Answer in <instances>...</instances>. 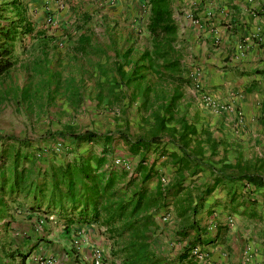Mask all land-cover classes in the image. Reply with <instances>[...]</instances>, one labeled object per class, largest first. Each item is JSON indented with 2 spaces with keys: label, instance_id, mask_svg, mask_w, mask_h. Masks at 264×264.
Masks as SVG:
<instances>
[{
  "label": "crops",
  "instance_id": "0c3cea01",
  "mask_svg": "<svg viewBox=\"0 0 264 264\" xmlns=\"http://www.w3.org/2000/svg\"><path fill=\"white\" fill-rule=\"evenodd\" d=\"M47 1L56 4L54 0ZM138 1L141 10L129 12L134 17L142 15L138 20L143 21L146 30L148 6ZM184 1L170 0L169 6L177 34L176 47L190 50L188 55H181L183 59L176 57L182 69L179 75L188 77V85L170 84L165 91V106L172 96L176 98L170 102L162 130L155 128L152 120L147 135L136 131L137 135L131 136L146 141L150 136L158 138L140 148L139 155L129 154L119 139L113 141L135 162L126 171L127 176H135L143 154L142 164L152 173L147 183L149 193L158 184L164 193V206L150 210L154 226L149 228V241L154 256L165 259V264H264V188L245 179H226L228 175L263 174L259 165L249 166V161L264 160V0H201L195 4ZM40 2H33L30 11ZM176 2L185 4L177 9L178 19L171 9ZM188 15L194 22L186 18ZM194 68L196 78L189 72ZM196 85L226 107L219 113L204 107ZM239 85L243 93L238 97L234 90ZM235 109L241 112L240 117L234 114ZM183 140L188 142L185 148H181ZM220 175L223 179L197 213L180 216L179 210L193 207L199 191ZM165 215L168 217L163 221ZM18 218L5 214L0 217V264H41L38 258L45 262L52 259V264H111L108 243L102 242L103 247L97 245L101 235L98 240L95 238L99 230L95 234L94 226L78 231L89 245L84 243L79 250H68L63 242L53 239L50 222L33 227V222L20 223ZM184 221L196 222L200 231H190L182 238L179 231ZM197 233L201 241L197 247L205 257L179 259L187 240ZM156 236L165 239V246L172 250H163L164 246L154 250L151 239Z\"/></svg>",
  "mask_w": 264,
  "mask_h": 264
},
{
  "label": "trees",
  "instance_id": "16d2710c",
  "mask_svg": "<svg viewBox=\"0 0 264 264\" xmlns=\"http://www.w3.org/2000/svg\"><path fill=\"white\" fill-rule=\"evenodd\" d=\"M142 1L148 6L145 26L150 47L142 51L136 60L125 62L128 65L127 71L117 62L105 68L97 66L104 80L96 84L94 101L97 104L102 102L104 96L99 89L106 85L109 97L116 104L124 99L127 103H133L137 98H141L144 107L150 101L157 102L158 106L151 113V118L155 122V128L162 130L165 114L169 112L176 95L172 96L165 106V91L158 93L153 87L156 84L188 85L190 80L179 75L182 69L173 54L175 26L171 18L170 0ZM7 12L9 16L4 15ZM28 13L29 10L22 0H9L0 4V77L7 75L15 65L13 44L19 43L26 36L42 35L41 32H34ZM88 18L86 14L82 15L83 22H87ZM78 29H82L81 26H78ZM88 31L90 29L84 30L74 40L73 53L83 56L98 53L105 56V51L99 53L95 49V35ZM48 39L49 37L41 36L39 40V50L44 60L35 63V71L39 70L40 66L47 65L45 47ZM130 51L128 48L125 53ZM42 72L39 71L38 74L42 75ZM82 74L91 78L85 71H82ZM82 82V79L77 81L70 77L62 86L57 76L50 73L40 80L39 89L47 90L48 105L59 94L65 101L68 99L74 107L79 104L80 96L77 90ZM128 90L131 92L127 93ZM150 93L154 98L149 97ZM23 95L28 97L27 90ZM115 103L110 101L109 105ZM60 131L55 133L59 137L57 141L62 143L64 150L73 151L72 157L68 161L58 163L46 162L42 170L36 169L37 156L41 154L42 146L37 147L23 138L0 136V217L4 214L11 216L13 211L27 215H54L61 221L62 233L66 235L72 232L76 235L81 228L94 226L108 243L111 264L115 263L114 260L119 264H165V259L150 252L149 244V228L154 226L150 210L156 211L164 206V193L160 184L149 193L147 183L152 173L142 164L143 154L134 170V177L127 176L126 171L116 168L107 159L112 151L111 143L116 138L127 146L131 155H139L140 148L158 138L150 136L149 141L142 138L132 139L129 134L120 131L102 135L90 130L72 132L69 126ZM67 136L71 141L69 145L62 142L63 137ZM95 143L101 144L99 152L93 151ZM83 145L90 146L85 151L79 150ZM187 145L188 142L183 140L181 148ZM32 176L38 177V180ZM221 179L223 176H215L211 185H206L199 191L194 206L181 208L179 215L183 216L187 212L195 215L201 208V203ZM226 179H245L257 188H264V179L256 174L228 175ZM181 225L179 233L182 238H186L190 231H200L194 221L188 224L184 221ZM200 245V235L197 233L187 240L179 259L191 257L190 250Z\"/></svg>",
  "mask_w": 264,
  "mask_h": 264
},
{
  "label": "rangeland",
  "instance_id": "374dc122",
  "mask_svg": "<svg viewBox=\"0 0 264 264\" xmlns=\"http://www.w3.org/2000/svg\"><path fill=\"white\" fill-rule=\"evenodd\" d=\"M8 1L0 0V4ZM35 1L37 0H22V3L29 10L28 14L34 32L38 31L41 32V36L49 37L45 47L48 62L47 65L40 66L39 70H33L35 63L44 60L39 50L41 36H39L40 38L36 34L26 36L19 43L15 42L13 44L15 65L7 75L0 77V136L10 135L19 139L23 138L37 147L42 146L41 149H43L41 154L37 156L38 161L36 162V169L40 168L42 170L45 168L46 162L54 161L58 163L68 161L72 157L73 151L64 150L62 143L57 141L59 137L55 134L63 130L64 127L69 126L72 132L90 130L99 135L118 131L127 133L130 136L137 135L136 131L142 136L147 135V132L151 130V113L158 106L157 102L150 101L144 107L141 98H137L133 103H127V100L124 99L116 104L109 97L106 85L99 89V92L104 96L102 102L97 104L94 101L96 84L104 80L97 66L105 68V66L110 67L113 62H117L123 66V70L127 71L128 65L125 62L136 60L142 51L150 47V40L143 27V21L138 20L142 15L138 14L134 17L129 12V10L132 11L131 14L139 12L142 8L141 3L138 0H121V5L117 4L118 0H97L95 2L94 0H54L56 4L51 5L49 1L41 0L39 6L30 11ZM184 2L180 5L185 6ZM180 5L176 2L171 7L173 16L177 19V9L182 7ZM83 14L89 17L87 22H83ZM4 15L9 16L8 12ZM186 18L190 19V15ZM136 19L138 20L137 23L134 22ZM190 20L194 22L193 18ZM133 25L136 27H133ZM78 26H81L82 29L79 30ZM86 29H90L92 32H88L94 33L96 38L95 49L99 53L105 51V56L98 53L84 56L73 53L74 40ZM174 37L173 54L175 57L183 59L181 55H188L190 50L181 51L177 48V34ZM128 48L131 51L125 53ZM188 65L190 64L186 66ZM195 70L196 68L189 70L191 72L190 76L194 78L198 77ZM39 71H43V74H38ZM82 71L90 74L91 78L83 75ZM50 73L57 76L59 84L62 86L64 81L70 77L75 78L77 81L79 79L83 80L77 90L80 96L78 105L72 107L69 100L66 99L65 101L59 94L49 102V105L47 104V90L39 89V82L42 78H45V75ZM148 78H151V76H148ZM153 88L160 93L163 90L167 92L169 86L156 84ZM242 89V85L235 88L234 91L238 97L242 95ZM26 90V96L28 97L23 95ZM189 90H192V88L189 87ZM130 92V90L127 91V93ZM116 93L114 94L117 97L118 94ZM152 93L149 94L150 98H154ZM110 101L116 105H109ZM62 142L69 145L71 142L69 136L63 137ZM111 144L112 151L108 155V160L112 162L114 159H122L128 164L130 170L135 162L131 161L128 155L122 153L124 149L119 143L112 141ZM89 146L83 145L79 150L83 151L84 149L85 151ZM100 148L101 144L99 143L93 145L94 152H99ZM120 155L125 156V158ZM249 164L253 167L259 165L260 170L263 172L261 176L264 179V160L257 162L252 159ZM32 177L38 180V177ZM19 216L17 222H26L27 224L33 222V227L35 224L42 227L44 222H50L48 224L50 227L49 232L52 233L53 239L63 242L68 250L74 249L72 241L75 238L78 240V250L85 246L84 243L89 245V241L84 236L81 237L80 234V237H77L74 232L68 235L62 233V223L58 221L56 216L51 217L43 213L27 215L16 211L11 213V218ZM160 224L162 225V223ZM97 230L94 227L95 234ZM98 235L99 231L95 236L97 240ZM102 242L107 243L103 236H101L97 245L103 247ZM151 244L154 250H158L162 246H164L163 250H172V247L165 246V239L162 240L157 236L151 239Z\"/></svg>",
  "mask_w": 264,
  "mask_h": 264
},
{
  "label": "built area",
  "instance_id": "2783aa9c",
  "mask_svg": "<svg viewBox=\"0 0 264 264\" xmlns=\"http://www.w3.org/2000/svg\"><path fill=\"white\" fill-rule=\"evenodd\" d=\"M192 3H199L201 0H190ZM196 89H198L200 91L199 93V100L201 102V104L206 107L207 109L211 110L212 112L214 113H219L220 110L222 108H225L226 106L225 105H222L220 104L219 102H217L216 100H214L212 97H210L209 95H207L206 93H204V91L202 90L201 86H198L196 85L195 86ZM234 111V114L237 116V117H240L241 116V112L239 110H233ZM113 165L115 167H118V168H121L125 171H129V166L127 163H125L124 160L122 159H114L112 161ZM167 215L163 216L161 219L163 221H166L167 220ZM76 236L78 237L79 236V233L76 234ZM77 245H78V240L77 238L73 239L72 241V247L73 248H77ZM190 256L191 257H194L198 260L200 259H203L205 257V254H203V252L200 251V249L198 247H195L193 249L190 250ZM39 263H44V264H52L53 263V260L52 259H49V260H46L45 262V259H42V258H38L37 259Z\"/></svg>",
  "mask_w": 264,
  "mask_h": 264
}]
</instances>
